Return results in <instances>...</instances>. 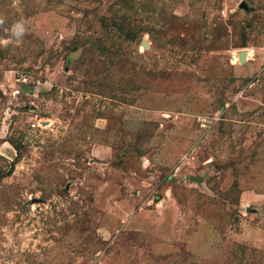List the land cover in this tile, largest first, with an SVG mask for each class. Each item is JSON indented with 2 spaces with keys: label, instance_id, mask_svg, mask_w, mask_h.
Segmentation results:
<instances>
[{
  "label": "rangeland",
  "instance_id": "1",
  "mask_svg": "<svg viewBox=\"0 0 264 264\" xmlns=\"http://www.w3.org/2000/svg\"><path fill=\"white\" fill-rule=\"evenodd\" d=\"M0 20V264H264V0Z\"/></svg>",
  "mask_w": 264,
  "mask_h": 264
},
{
  "label": "clouds",
  "instance_id": "2",
  "mask_svg": "<svg viewBox=\"0 0 264 264\" xmlns=\"http://www.w3.org/2000/svg\"><path fill=\"white\" fill-rule=\"evenodd\" d=\"M0 23H3V21L0 20ZM13 32L17 37L22 36L25 32L23 22H20V23H17L16 25H14Z\"/></svg>",
  "mask_w": 264,
  "mask_h": 264
},
{
  "label": "bare ground",
  "instance_id": "3",
  "mask_svg": "<svg viewBox=\"0 0 264 264\" xmlns=\"http://www.w3.org/2000/svg\"><path fill=\"white\" fill-rule=\"evenodd\" d=\"M251 54L252 52L251 51H246L243 55H244V58L242 59L243 62L247 61V57H251ZM237 61V60H236ZM235 63V62H234Z\"/></svg>",
  "mask_w": 264,
  "mask_h": 264
},
{
  "label": "water",
  "instance_id": "4",
  "mask_svg": "<svg viewBox=\"0 0 264 264\" xmlns=\"http://www.w3.org/2000/svg\"><path fill=\"white\" fill-rule=\"evenodd\" d=\"M244 6H245V4H244ZM144 45L147 47V45L144 43ZM244 58V55H242V59Z\"/></svg>",
  "mask_w": 264,
  "mask_h": 264
}]
</instances>
